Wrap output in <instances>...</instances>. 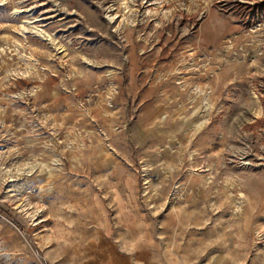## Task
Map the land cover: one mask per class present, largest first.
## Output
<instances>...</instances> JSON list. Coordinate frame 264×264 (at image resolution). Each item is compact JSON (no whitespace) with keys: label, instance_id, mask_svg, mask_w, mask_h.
Instances as JSON below:
<instances>
[{"label":"rangeland","instance_id":"obj_1","mask_svg":"<svg viewBox=\"0 0 264 264\" xmlns=\"http://www.w3.org/2000/svg\"><path fill=\"white\" fill-rule=\"evenodd\" d=\"M125 255L264 264V0H0V264Z\"/></svg>","mask_w":264,"mask_h":264},{"label":"crops","instance_id":"obj_2","mask_svg":"<svg viewBox=\"0 0 264 264\" xmlns=\"http://www.w3.org/2000/svg\"><path fill=\"white\" fill-rule=\"evenodd\" d=\"M135 250V249H134ZM104 253V252H103ZM106 255V253H104ZM123 262L125 264H142L141 260L138 259L137 255L134 257H129L128 255H125L124 258H122ZM84 262V261H83ZM98 264H102L99 261H97ZM85 264V263H83Z\"/></svg>","mask_w":264,"mask_h":264}]
</instances>
